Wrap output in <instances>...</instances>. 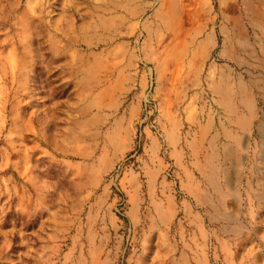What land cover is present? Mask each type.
Returning a JSON list of instances; mask_svg holds the SVG:
<instances>
[{"label": "rangeland", "instance_id": "obj_1", "mask_svg": "<svg viewBox=\"0 0 264 264\" xmlns=\"http://www.w3.org/2000/svg\"><path fill=\"white\" fill-rule=\"evenodd\" d=\"M262 27L264 0H0V264H264Z\"/></svg>", "mask_w": 264, "mask_h": 264}, {"label": "built area", "instance_id": "obj_2", "mask_svg": "<svg viewBox=\"0 0 264 264\" xmlns=\"http://www.w3.org/2000/svg\"><path fill=\"white\" fill-rule=\"evenodd\" d=\"M152 105H151V101L149 99H145L144 100V116L145 119L148 118L149 115L152 114ZM169 175H171V173H168Z\"/></svg>", "mask_w": 264, "mask_h": 264}, {"label": "bare ground", "instance_id": "obj_3", "mask_svg": "<svg viewBox=\"0 0 264 264\" xmlns=\"http://www.w3.org/2000/svg\"><path fill=\"white\" fill-rule=\"evenodd\" d=\"M263 28V27H262ZM264 29V28H263Z\"/></svg>", "mask_w": 264, "mask_h": 264}]
</instances>
